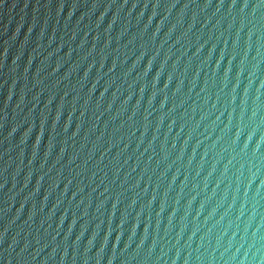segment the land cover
Returning <instances> with one entry per match:
<instances>
[{"label":"water","instance_id":"1","mask_svg":"<svg viewBox=\"0 0 264 264\" xmlns=\"http://www.w3.org/2000/svg\"><path fill=\"white\" fill-rule=\"evenodd\" d=\"M0 264H264V0H0Z\"/></svg>","mask_w":264,"mask_h":264}]
</instances>
